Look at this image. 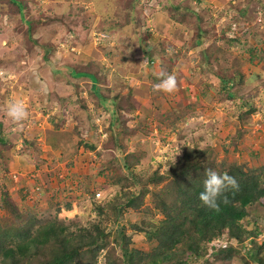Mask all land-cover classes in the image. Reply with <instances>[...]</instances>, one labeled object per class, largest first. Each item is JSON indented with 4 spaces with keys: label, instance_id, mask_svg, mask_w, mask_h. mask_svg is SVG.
<instances>
[{
    "label": "rangeland",
    "instance_id": "1",
    "mask_svg": "<svg viewBox=\"0 0 264 264\" xmlns=\"http://www.w3.org/2000/svg\"><path fill=\"white\" fill-rule=\"evenodd\" d=\"M202 18L206 21L201 25ZM244 25L247 29L241 31ZM107 28L109 39L84 53L94 46L96 32ZM227 28L231 30L223 32ZM149 33L153 41L159 36L169 54L155 53L153 63L143 51ZM236 35L240 40L227 37ZM199 37L204 41L196 44ZM0 41V87L6 92L0 94V132L9 135L6 144L0 142V227L18 226L2 206L8 190L20 209L36 217L33 223L56 221L73 232L89 227L95 235L107 231L108 244L96 253L95 264L123 262L125 246L139 262L158 244L142 228L167 217L156 207L155 192L168 178L149 182L156 169L166 173L169 160H179L187 146L208 148L205 158L218 173L232 163L264 166V0H0ZM213 50H219L220 59L214 57L209 65L203 56ZM70 65L86 72L103 65L99 95L88 75L67 71ZM167 66L177 82L171 92L154 88L159 81L153 76ZM230 67L249 75L233 94L242 93L241 88L258 107L244 118L237 115L240 102L220 92L222 82L214 75ZM253 78H259L257 83ZM22 86L28 115L11 123L19 129L15 131L3 122L13 120L8 105L17 101L15 91ZM118 97L134 108L121 111L130 131L118 128L111 138L113 112L106 105L113 108L110 104ZM61 130L67 131L63 137ZM24 139L39 147L24 150ZM128 155L133 157L129 168L124 164ZM18 157L28 162L23 173L11 170ZM142 191L140 206L118 215L126 195ZM64 208L71 213H63ZM246 210L240 220L247 230L242 241L228 239L235 245L232 256L206 253L203 264H258L247 250L264 242V206L253 203ZM38 225L31 227L33 232ZM254 228L260 230L258 236L249 234ZM220 240L228 243L222 238L215 242ZM260 254L264 258V248ZM88 256L84 249L81 260L69 264H85ZM1 257L0 264H6Z\"/></svg>",
    "mask_w": 264,
    "mask_h": 264
},
{
    "label": "trees",
    "instance_id": "2",
    "mask_svg": "<svg viewBox=\"0 0 264 264\" xmlns=\"http://www.w3.org/2000/svg\"><path fill=\"white\" fill-rule=\"evenodd\" d=\"M204 21L206 20L202 18L200 24L202 25ZM228 28L223 32L226 33L231 30ZM242 29L241 31H245L247 26L244 25ZM105 31H109L108 28ZM237 33L239 34L240 32L238 31ZM150 37L151 34L149 33V37H147L149 42L146 43L145 41L143 51L148 56L149 63H153L157 56L155 53L160 56L169 54L166 51V44L159 42L161 40L159 36H156L158 37L157 41L155 39L153 41ZM227 37L231 42L239 39V35L234 36V38ZM202 39L199 37L196 44L203 43L204 40ZM218 53L219 50L206 51L203 58L209 65H213L214 57H219L218 59H220ZM262 55L264 58V53ZM102 68L103 65L90 72L76 71L75 69L74 71L88 75L92 81V91L99 95L98 84L100 77L104 74L101 72ZM202 68L204 67L202 66ZM171 70V67L167 66L163 68L162 73L167 75ZM219 71L217 75H214L219 76L222 82L220 92H225V96L234 100L235 103L237 101L240 102L238 117L244 118L246 115L256 112L258 110L257 104L247 95V92L239 88L242 93L233 94V89H236L238 85L242 87L241 82L243 79L247 82L249 75L243 72L242 69L233 67ZM252 74L250 73V77H252ZM153 77H155L156 81L161 79L160 74H155ZM254 78L252 82L255 84L259 78L256 81ZM110 105L114 109L110 108L109 104L106 106L113 112L109 128L113 133V136H111L113 138L118 135L119 131H116L118 128L121 129L120 131H130L128 123L124 124L121 120L123 117L121 111L122 109L131 110L134 106L131 101L123 104L119 97L116 102L114 99ZM118 124L121 126L118 127ZM7 134L0 132V142L4 144L8 142L9 135ZM83 139L81 138L79 143H82ZM23 144L25 145L24 150L30 147H39L37 142L33 140L24 139ZM209 153L210 150L208 148L201 149L197 146H187L185 147L184 155L179 160H169L171 166L166 173L161 172L160 168L155 170L149 182L159 184L168 178L167 184L155 192L158 197L156 207L166 214L167 217L161 220L159 224L152 223L149 227L142 229L146 230L150 239L158 240V244L150 252L141 255L139 262H135V253L129 254L128 247L125 246L122 251L123 262L118 264H203L206 261L207 254L217 257L223 256L226 259L232 256L235 245L229 242L228 239L234 238L237 241H242V236L247 230L243 228L240 220L246 216L247 206L253 203H259L264 206V166L253 168L245 164L232 163L224 168L220 173H227L234 177L237 186L228 185L218 197L219 206L217 208H209L200 199L206 169L210 168V160L205 158ZM131 155H128L124 161L125 166L128 168L132 165L133 157ZM132 178L135 183L139 179L136 175ZM144 191L139 193L140 196L138 192H131V196L129 194L126 195V202L118 204V215L126 207L140 206ZM1 201L3 202L2 206L8 209L11 219L14 218L18 223L17 227H13V224L0 227V257L2 256L1 258L4 259L3 261L6 264H30L32 259H40L37 264H69L75 260L80 261L82 250L84 249H86L90 260L85 264H95L96 253L108 244L106 241L108 232L105 230L100 229L99 233L95 235L89 227L80 228L77 230L79 232H73L69 231V226L56 221L47 222L46 224L33 223L36 217L28 215L26 211L20 209L21 207L10 197L8 190L3 191ZM117 218L121 219L120 217ZM36 224H39L38 228L33 232L31 227ZM94 227L99 230V223H95ZM117 229L121 239H124L126 244V237L123 235L124 226L120 222L117 223ZM248 231L249 234L254 236H258L260 233L258 228ZM87 235H89V238H86ZM216 238L227 239L228 243L221 240L215 242ZM262 248H264V242L260 246L249 248L247 250L248 257L255 263L264 264V258L260 254Z\"/></svg>",
    "mask_w": 264,
    "mask_h": 264
},
{
    "label": "clouds",
    "instance_id": "3",
    "mask_svg": "<svg viewBox=\"0 0 264 264\" xmlns=\"http://www.w3.org/2000/svg\"><path fill=\"white\" fill-rule=\"evenodd\" d=\"M160 76L161 79L154 85V88L168 92L175 90L177 82L174 75L160 73ZM7 114L14 121H21L28 115L25 106L18 101L9 103ZM228 185H232L233 187L237 186L234 177L227 173H218L211 168L206 169V175L203 181V191L200 193L201 201L209 208H217L219 206L218 197Z\"/></svg>",
    "mask_w": 264,
    "mask_h": 264
},
{
    "label": "crops",
    "instance_id": "4",
    "mask_svg": "<svg viewBox=\"0 0 264 264\" xmlns=\"http://www.w3.org/2000/svg\"><path fill=\"white\" fill-rule=\"evenodd\" d=\"M109 25H112V24H109ZM93 42H94V46L92 45L91 46V48H90V51H86V50H83V52L85 53V52H89L88 54H90L91 52H93L94 51V49H95V46L97 45L96 44V42L94 41V40H92ZM0 44H1V41H0ZM170 44H172V43H170ZM94 47V48H93ZM155 58H157V57H155ZM69 66V65H68ZM71 67H68L67 68V71L69 70V73L72 75V74H74V68H73V66L72 65H70ZM66 69V68H65ZM70 69H73L72 71H70ZM59 71V70H58ZM102 72V71H101ZM5 73H7V72H5ZM91 80V79H90ZM92 82V81H91ZM18 87H20V85L18 86ZM13 91H15V90H13ZM16 93H17V95H16V97H17V101L18 102H20V103H23V86L18 90V91H15ZM32 92V91H31ZM2 93H6L5 92V88L4 87H0V94H2ZM3 94V95H4ZM5 96V95H4ZM4 96H3V98H4ZM14 120H11V119H9V121H4L3 123H6L7 125H11V129L12 130H19L18 128H14L13 126H12V124L13 123H15V122H13ZM44 121H46V119L44 120ZM47 122V121H46ZM12 123V124H11ZM4 125V124H3ZM47 129H50V127L48 126V128ZM61 131H65V130H61ZM55 132H57V131H55ZM60 132V131H59ZM63 133L65 134H67V131H65V132H62V133H59V137L60 136H62L63 135ZM37 135V134H36ZM63 137V136H62ZM34 138V137H33ZM66 144V140L64 139L63 141H62V145H63V147H64V145ZM47 146H49V145H47ZM58 146H61V142H58ZM52 147V146H51ZM24 152V151H23ZM17 160L15 161V166H14V168L13 169H11L12 171H17L18 169H19V171H17V172H22V171H24L23 170V168H26L27 166H28V162L26 161V159H24V158H20V157H18V158H16ZM29 168V170L30 169H33V167L31 168V167H28ZM23 173V172H22ZM23 175V174H22ZM16 176V178L17 177H20L21 175L20 174H18V175H15ZM70 212L71 213V209H63V213H66V212ZM74 215V214H73Z\"/></svg>",
    "mask_w": 264,
    "mask_h": 264
},
{
    "label": "built area",
    "instance_id": "5",
    "mask_svg": "<svg viewBox=\"0 0 264 264\" xmlns=\"http://www.w3.org/2000/svg\"><path fill=\"white\" fill-rule=\"evenodd\" d=\"M95 36H96V38H95L96 43H97V42H99V43H100V42H101V43H104V42L106 41L107 38L109 39V34L106 33V32H98V34H97V32H96ZM102 195H103V194H102L101 191H97V192L95 193V197H96V198H100Z\"/></svg>",
    "mask_w": 264,
    "mask_h": 264
}]
</instances>
